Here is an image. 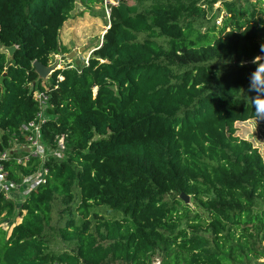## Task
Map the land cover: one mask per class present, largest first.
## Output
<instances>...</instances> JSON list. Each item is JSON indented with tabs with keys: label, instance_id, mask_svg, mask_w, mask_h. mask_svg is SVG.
<instances>
[{
	"label": "trees",
	"instance_id": "trees-1",
	"mask_svg": "<svg viewBox=\"0 0 264 264\" xmlns=\"http://www.w3.org/2000/svg\"><path fill=\"white\" fill-rule=\"evenodd\" d=\"M76 1L0 0V152L25 142L38 90L50 117L42 140L62 137L65 155L0 160L16 184L47 169L20 203V222L0 226V264H153L156 255L158 264H259L264 148L236 135V123L256 119L248 88L264 0H118L87 63L39 79L34 60L69 52L59 35ZM11 45L8 56L1 48ZM55 204L73 249L49 250ZM15 213L0 194V219Z\"/></svg>",
	"mask_w": 264,
	"mask_h": 264
},
{
	"label": "rangeland",
	"instance_id": "rangeland-1",
	"mask_svg": "<svg viewBox=\"0 0 264 264\" xmlns=\"http://www.w3.org/2000/svg\"><path fill=\"white\" fill-rule=\"evenodd\" d=\"M114 1L115 0H106L102 4H95L90 9H86L85 6H83L81 2L77 0L74 9L71 11L70 17L64 22L60 30L59 44L65 46L69 51L75 49L78 58H87L89 48H91V45L97 43L98 41L100 43L102 34L107 27L106 24L108 22V17L106 14L102 15V10L106 11V9H109V5ZM127 2L132 4L133 0H127ZM218 6H221L220 2L216 3L214 5V8ZM221 14H223V11ZM215 24H221V17H217L215 19ZM259 56L264 57V52ZM69 62H72V60H68L65 57V53L58 52L51 56L48 65L57 63L59 66H62ZM236 135H238L240 138L251 141V143L260 151H262V149L264 148V143H261L264 142L263 121L259 120L258 122L256 119H250L244 122L236 123ZM12 142L13 147L17 146L18 142H16L15 140H13ZM51 156H53L57 160L65 158V155L63 154V148L61 149L55 148L54 146H46L43 149L42 156L40 158L42 160H46ZM27 194L28 192L23 193L19 190H13L11 198L9 199H11L15 203L16 213L11 218L0 219V226H2L4 229L9 231L13 225L20 222L21 216L17 214V209ZM60 207L61 206H58V204L54 205L51 224L45 229V237L48 241L50 251H58L61 249L70 250L74 247V243L67 242L61 239L58 233V227L61 222L58 214V209H60ZM98 209L106 218H118L121 215L119 211L109 209L105 206H99ZM159 259L160 256L156 255L153 258V264H158ZM111 264L117 263L113 262Z\"/></svg>",
	"mask_w": 264,
	"mask_h": 264
},
{
	"label": "built area",
	"instance_id": "built-area-1",
	"mask_svg": "<svg viewBox=\"0 0 264 264\" xmlns=\"http://www.w3.org/2000/svg\"><path fill=\"white\" fill-rule=\"evenodd\" d=\"M106 1V0H105ZM104 1V2H105ZM127 1V0H126ZM118 0H115L111 4H116ZM109 9H106L105 14L109 16ZM87 62V61H85ZM33 97L37 101L39 106V111L37 112L35 118L31 121L25 122L21 126L22 132L26 135V140L23 143H18L17 146L12 147L10 150H5L0 152V160H6L10 158L15 151L21 152V155L16 157L18 163L26 161L30 156L41 157L43 149L47 146L41 137V126L42 123L50 118L45 114V109L48 106V95L44 91H34ZM63 138L59 137L57 142L53 145H48L47 147L54 146L55 148H63ZM41 159V158H40ZM42 160V159H41ZM47 169L42 167L34 173L27 175L22 178L19 184L14 183L8 178V172L0 165V194H3L6 198H11L13 190H19L20 192H30L39 183L45 182V174ZM257 262L259 264L264 263V259H259ZM257 264V263H254Z\"/></svg>",
	"mask_w": 264,
	"mask_h": 264
},
{
	"label": "clouds",
	"instance_id": "clouds-1",
	"mask_svg": "<svg viewBox=\"0 0 264 264\" xmlns=\"http://www.w3.org/2000/svg\"><path fill=\"white\" fill-rule=\"evenodd\" d=\"M260 51L264 52V44L260 46ZM88 57L84 60V62L81 60L83 64L87 63L85 61H87ZM251 63L256 65V69L255 71L251 73L249 77L248 91L256 93L254 98L252 97L250 98L252 100L253 108L255 109L254 111L255 118L259 122V120L264 119V57L256 56L251 61ZM261 143H264V142H261Z\"/></svg>",
	"mask_w": 264,
	"mask_h": 264
},
{
	"label": "water",
	"instance_id": "water-1",
	"mask_svg": "<svg viewBox=\"0 0 264 264\" xmlns=\"http://www.w3.org/2000/svg\"><path fill=\"white\" fill-rule=\"evenodd\" d=\"M102 15H105V10H102ZM100 44H101V41H100L99 45ZM15 49H16L15 45L2 47V50L6 51L8 56H12ZM65 57L68 60H72L76 66L83 65V62L81 61V59L78 58L75 49L70 50L69 52L65 53ZM95 57L99 58V55H95ZM106 62H108V61L106 60ZM32 64L34 67V71L38 75V78L42 79V80H47L48 77L51 75V73L54 71V69L57 67H60L57 63L52 64V65H45V64H42L41 62H39L37 60H34ZM179 197L183 200V202L185 204L189 203V201H190V196L188 194L183 193V192H181L179 194Z\"/></svg>",
	"mask_w": 264,
	"mask_h": 264
},
{
	"label": "crops",
	"instance_id": "crops-1",
	"mask_svg": "<svg viewBox=\"0 0 264 264\" xmlns=\"http://www.w3.org/2000/svg\"><path fill=\"white\" fill-rule=\"evenodd\" d=\"M99 45V41L97 43H94L93 45H91V48H89V53H88V56L90 55V53ZM87 56V57H88ZM81 59V58H79ZM86 58H82L81 60L84 62Z\"/></svg>",
	"mask_w": 264,
	"mask_h": 264
}]
</instances>
